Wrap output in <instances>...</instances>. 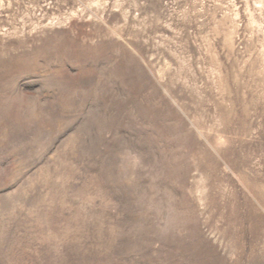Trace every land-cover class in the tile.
<instances>
[{
  "label": "rangeland",
  "instance_id": "374dc122",
  "mask_svg": "<svg viewBox=\"0 0 264 264\" xmlns=\"http://www.w3.org/2000/svg\"><path fill=\"white\" fill-rule=\"evenodd\" d=\"M0 264H264V0H0Z\"/></svg>",
  "mask_w": 264,
  "mask_h": 264
}]
</instances>
